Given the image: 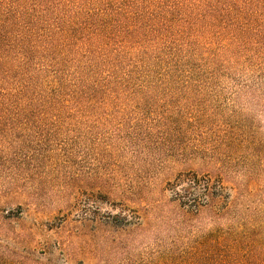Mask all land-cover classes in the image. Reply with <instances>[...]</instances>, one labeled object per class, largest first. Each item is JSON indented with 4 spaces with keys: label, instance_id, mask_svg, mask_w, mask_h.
I'll return each instance as SVG.
<instances>
[{
    "label": "rangeland",
    "instance_id": "obj_1",
    "mask_svg": "<svg viewBox=\"0 0 264 264\" xmlns=\"http://www.w3.org/2000/svg\"><path fill=\"white\" fill-rule=\"evenodd\" d=\"M151 82L159 85L115 104L30 111L44 118L3 127L2 241L45 251L51 264L106 255L114 264H163L169 187L188 172L223 173L241 213L264 222V76L239 66ZM111 219L132 224L122 230ZM138 220L144 229L132 226Z\"/></svg>",
    "mask_w": 264,
    "mask_h": 264
},
{
    "label": "trees",
    "instance_id": "obj_2",
    "mask_svg": "<svg viewBox=\"0 0 264 264\" xmlns=\"http://www.w3.org/2000/svg\"><path fill=\"white\" fill-rule=\"evenodd\" d=\"M239 66L264 76V0H0V138L30 111L115 104L159 85L149 79ZM225 178L188 172L170 184L163 264H264V222L241 213ZM45 253L0 239V264H51Z\"/></svg>",
    "mask_w": 264,
    "mask_h": 264
}]
</instances>
